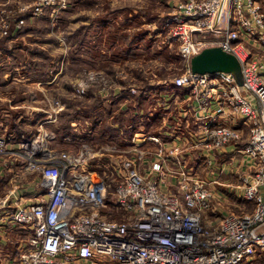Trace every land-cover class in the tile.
Here are the masks:
<instances>
[{
    "label": "built area",
    "instance_id": "built-area-1",
    "mask_svg": "<svg viewBox=\"0 0 264 264\" xmlns=\"http://www.w3.org/2000/svg\"><path fill=\"white\" fill-rule=\"evenodd\" d=\"M68 5L0 1V38ZM174 11L166 38L186 64L180 74L148 89L131 83L107 93L106 74L88 70L74 84L79 96L92 86L104 99L140 96V116L156 133L135 129L125 148L82 143L75 152L56 150L49 146L56 133L43 126L55 122V100L54 114L35 134L15 142L0 135V226L27 232L18 264H249L261 254L264 0H184ZM216 45L238 59L241 84L229 72L190 71L189 58ZM223 152L248 160L236 178L237 212H221L213 187L232 185L219 180L230 173L215 162Z\"/></svg>",
    "mask_w": 264,
    "mask_h": 264
},
{
    "label": "rangeland",
    "instance_id": "rangeland-1",
    "mask_svg": "<svg viewBox=\"0 0 264 264\" xmlns=\"http://www.w3.org/2000/svg\"><path fill=\"white\" fill-rule=\"evenodd\" d=\"M68 1L69 5L56 16L45 11L42 16L27 20L18 31L8 36L13 38L11 42L14 45H5L8 38L0 39V135L10 142H15L21 134L27 137L35 134L38 125L54 114L52 102L55 100L61 107L55 115V122L44 123L48 132H56V128L65 126L68 116L66 110H71L67 108V102H83V99H87L88 106L97 100L99 106L94 110H102L101 115L104 114L106 124L113 125L116 120L120 126V122L123 123L120 118L124 116L120 114L121 106L117 105L120 104L117 97L110 94L104 99L96 86L89 87L84 95L75 93L74 84L88 70L106 74L110 83L107 93H110L119 85L128 86L131 83L144 89L161 85L163 80H171L185 69L184 60L176 53L173 43L169 46L166 38L168 19L184 0ZM92 26L97 27L94 29ZM18 58H25L27 65H31L34 60H47L52 67L50 77H24L23 66L19 65L21 61L14 64ZM41 65L37 67L42 69ZM120 74L121 79H116L115 76ZM125 100L123 97L122 102ZM127 108L123 106V109ZM134 130L132 127L131 131L125 132L126 138ZM50 142L56 148L64 146L57 144L59 141L56 138ZM118 146L125 148L126 144ZM227 155L222 154L220 161L223 160L230 173L219 180L232 184L233 188L232 192L226 194L228 203L224 202L220 210L237 212L238 208L231 207V204L238 201L240 205L242 202L239 188L235 185L238 183L236 178L242 167L243 155L236 153L234 160L228 159ZM197 173L203 178V171L198 169ZM31 178L27 177V183H23V186H28ZM213 187L215 191L222 189V186L214 184ZM224 188L227 187L224 185Z\"/></svg>",
    "mask_w": 264,
    "mask_h": 264
},
{
    "label": "crops",
    "instance_id": "crops-1",
    "mask_svg": "<svg viewBox=\"0 0 264 264\" xmlns=\"http://www.w3.org/2000/svg\"><path fill=\"white\" fill-rule=\"evenodd\" d=\"M117 98L119 99L118 101H120V104L118 106H121L120 114L124 116L123 118H120L121 120H123V123L120 122V126H118L116 120L113 125H107L104 121V125L100 123L98 126H93L88 120L89 118H87L89 117L88 114L90 115L89 111H85L83 112L84 115L82 116V119L84 120H82V122L80 123H76L75 125H73L72 128L69 129V131L67 132L66 136L70 138L69 140H63L64 136L61 135V129L56 128L58 130L56 139L59 140L57 144L60 143L64 146L62 148H56L54 146V143L50 142V148L75 152L82 143H85L89 146H97L101 145L102 143V145H108L107 142L119 145L124 142L123 139L128 137L126 136L125 132L131 131L132 127L137 130L138 128H147L148 132L149 130H151L152 133L157 132L156 128H152L149 117L140 116V114H144L145 110V101L140 96H130L126 104V107H128L127 109H123V106L125 104L124 101L122 102V97L119 96ZM117 108V105H115V109ZM122 111L126 112L123 113ZM120 119H118L117 121H120ZM61 136L62 140L60 139ZM226 157H228V155ZM102 159L105 158L103 157ZM220 159L221 157H217L215 160L217 166L225 164L223 160L221 162ZM214 186H222V189H220L221 191L217 190L215 191V194L218 198L222 200L223 203H228L226 194L232 192V189L226 185V189L224 188V185L214 184ZM232 205L233 207H237L238 201L237 203H232L231 207ZM26 233V230L13 224L7 226H0V264H18L17 261L19 258V254L24 247L23 244Z\"/></svg>",
    "mask_w": 264,
    "mask_h": 264
},
{
    "label": "trees",
    "instance_id": "trees-1",
    "mask_svg": "<svg viewBox=\"0 0 264 264\" xmlns=\"http://www.w3.org/2000/svg\"><path fill=\"white\" fill-rule=\"evenodd\" d=\"M96 27L92 26V28H94V29ZM4 38H8L6 40V42H5L6 46L14 45V43L11 42V41H13L12 37L9 38L8 36H4V37H1L0 39H4ZM4 47L5 46L3 45L2 48L5 49ZM12 57L16 58V56H12ZM13 59H11V60H13ZM18 60L21 61L19 63V65L23 66V68L22 67L21 68L23 69L22 73H24V77L25 76H29L30 78H37V79H44V78H49L50 77L49 71H51L52 67H50V65L47 63V60H43V62L42 61H38V60H34V61H32L31 65H27V62L25 61V58H22V59L18 58L17 60L14 61V64L17 63ZM39 65L42 66V69L40 67H37ZM33 66H35V67H33ZM48 66L50 67L49 70H48ZM44 68H46L47 70L45 71ZM14 73H16V72H14ZM17 74H19V72ZM164 87L165 88H170V85L164 86ZM137 97H138V95H137ZM86 100L87 99H83V102H74V101H72L71 104H69V102H67V108H70L71 110H69V109L66 110L68 116L66 117L67 121H66L65 126H63L62 128L60 127L61 132H62L61 135L66 136L67 132L69 131V129H71L72 126L75 125L76 123H79L77 120L82 122V120H84V119H82L83 118L82 116L84 115L83 112H85V111H89L90 115L88 114L89 117H87V118H89L88 120L91 122V124L93 126H98L100 123H102L104 125V121L106 123V120L104 119V114L101 115L102 110H101V112H98V111L94 110L95 107L99 106L98 101L97 100H93L90 103V105L88 106V103H86ZM117 105H119V103ZM105 106H110V105H105ZM90 109H93V110H90ZM57 131L58 130L56 129V132H55L56 135H57ZM60 139L62 140V136L60 137ZM259 263L260 264H264V249L261 251V254L259 256H257L255 258V260H253L249 264H259Z\"/></svg>",
    "mask_w": 264,
    "mask_h": 264
},
{
    "label": "water",
    "instance_id": "water-1",
    "mask_svg": "<svg viewBox=\"0 0 264 264\" xmlns=\"http://www.w3.org/2000/svg\"><path fill=\"white\" fill-rule=\"evenodd\" d=\"M189 69L194 73L229 72L238 84L242 82L241 68L238 59L219 46H206L189 60Z\"/></svg>",
    "mask_w": 264,
    "mask_h": 264
}]
</instances>
